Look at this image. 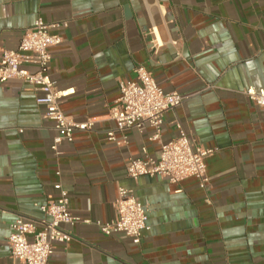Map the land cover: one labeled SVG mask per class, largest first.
Segmentation results:
<instances>
[{
	"label": "crops",
	"instance_id": "1",
	"mask_svg": "<svg viewBox=\"0 0 264 264\" xmlns=\"http://www.w3.org/2000/svg\"><path fill=\"white\" fill-rule=\"evenodd\" d=\"M38 17L67 23L52 30L63 40L47 73L58 89H74L59 101L64 113L94 124L57 152L53 122L36 102L43 92L20 79L0 84V264H24L11 256V223L40 218L36 204L62 189L90 222L65 225L72 238L47 264H264V108L245 93L264 88V0H0V59ZM138 65L185 100L165 113L159 140L147 127L116 131L126 137L118 144L108 138L109 109ZM178 125L214 149L206 187L196 177H130L127 161L144 149L157 157ZM120 187L147 207L139 242L95 224L113 219Z\"/></svg>",
	"mask_w": 264,
	"mask_h": 264
},
{
	"label": "built area",
	"instance_id": "2",
	"mask_svg": "<svg viewBox=\"0 0 264 264\" xmlns=\"http://www.w3.org/2000/svg\"><path fill=\"white\" fill-rule=\"evenodd\" d=\"M66 26V22L48 23L38 17L22 35L17 49L4 50L0 59V84L10 79H20L43 92V95L36 98V102L46 109L43 117L53 122L57 135L52 148L57 152L60 143L73 141L75 131L91 129L94 124L93 121H74L64 113L59 101L73 94L74 89H58L47 73L52 60V48L60 45L63 40L52 30ZM153 45L160 47L158 43ZM28 66H34L36 70L32 71ZM134 74V79L120 82V96L109 109L116 127L108 131V138L118 144L125 142L126 137L118 141L116 131L137 129L142 132L147 127L155 131L151 139L159 140L165 113L185 100V96L178 91L166 92L144 65L136 66ZM245 93L264 108V88L248 87ZM178 128V137L160 143L157 157L149 156L144 149L143 157L130 158L126 163L128 175L134 179L143 175H160L171 183L196 177L200 186L206 187L209 180L206 158L214 149L192 141L181 125ZM36 206L42 214L40 218L19 215L11 223L8 239L11 256L24 264H47L56 244L66 243L72 238V234L63 228L65 225L90 222L72 213L69 194L65 189L61 190L56 200ZM113 206V219L106 222L97 220L95 224L107 236L120 233L139 242L143 233L150 229L145 203L131 189L120 187Z\"/></svg>",
	"mask_w": 264,
	"mask_h": 264
}]
</instances>
